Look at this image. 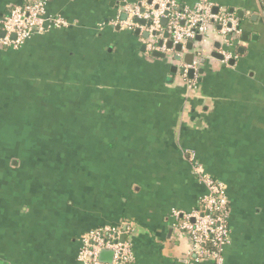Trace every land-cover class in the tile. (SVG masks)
<instances>
[{
    "label": "crops",
    "instance_id": "0c3cea01",
    "mask_svg": "<svg viewBox=\"0 0 264 264\" xmlns=\"http://www.w3.org/2000/svg\"><path fill=\"white\" fill-rule=\"evenodd\" d=\"M26 1L0 0V19ZM138 1L47 0L70 26L0 49V264H81V237L105 226L121 228L130 264H214L172 216L207 193L194 166L226 189L224 264H264V0H206L238 20L239 37L212 28L163 59L120 26ZM33 120L46 126L31 145Z\"/></svg>",
    "mask_w": 264,
    "mask_h": 264
},
{
    "label": "built area",
    "instance_id": "2783aa9c",
    "mask_svg": "<svg viewBox=\"0 0 264 264\" xmlns=\"http://www.w3.org/2000/svg\"><path fill=\"white\" fill-rule=\"evenodd\" d=\"M47 0H28L15 5L0 19L1 50H18L36 35H44L52 30L68 28L70 23L59 17L48 15ZM126 19L120 22L123 28H138L147 34L146 48L149 53L169 54L174 46L183 48L187 43L205 42L209 31L216 28L218 34L227 43L240 35L238 20L224 11L214 12L206 0L198 1L194 6L179 5L176 0H140L135 4L123 6ZM144 21L139 25L135 20ZM165 19V25L162 20ZM164 33L172 48L163 40ZM229 38V39H228ZM166 39V38H164ZM202 51L198 47L192 64L184 66V72H193L199 66ZM227 63L229 56H224ZM193 171L207 193L190 212H173V217L181 219V228L191 240V252L201 260H210L214 264H224L223 251L229 241V201L225 186L194 166ZM121 228L105 226L93 229L80 239L78 260L81 264H130L133 254L129 243L121 241ZM101 250L112 252L110 263L99 260Z\"/></svg>",
    "mask_w": 264,
    "mask_h": 264
},
{
    "label": "water",
    "instance_id": "95a60500",
    "mask_svg": "<svg viewBox=\"0 0 264 264\" xmlns=\"http://www.w3.org/2000/svg\"><path fill=\"white\" fill-rule=\"evenodd\" d=\"M121 18L122 19H125L126 18V15L125 14H123L122 16H121ZM136 22H138V23H140V24H145V22L144 21H141V20H135ZM165 23H166V21H165V19H163L162 20V24L163 25H165ZM136 33H138V31H136ZM3 36V33L2 32H0V37H2ZM143 37L146 39L147 38V34L145 33V34H143ZM164 37H166V35L164 36ZM229 39V38H228ZM196 41H200V37H196ZM220 45H219V43H218V45H216V47L218 48ZM167 47L170 49V48H172V43L169 41L168 43H167ZM174 49L176 50V51H180L181 50V46L180 45H176V46H174ZM185 49H187L188 51H192V44L191 43H187L186 45H185ZM154 57H157V58H160V59H163V58H165V54H161V53H153L152 54ZM214 57H216L217 59H221L222 57L220 56V55H214ZM193 58H194V54L193 53H190V54H188L187 56H186V61H185V63H187V64H191L192 63V60H193ZM202 63H203V60L201 61ZM172 70H174V68H172ZM202 71H199V73H201ZM186 74H187V76L189 77V78H192L193 77V70H191V69H189V70H187L186 71ZM121 241H123V237H121ZM112 252L111 251H107V250H101L100 251V253H99V260L101 261V262H104V263H110L111 262V260H112Z\"/></svg>",
    "mask_w": 264,
    "mask_h": 264
},
{
    "label": "rangeland",
    "instance_id": "374dc122",
    "mask_svg": "<svg viewBox=\"0 0 264 264\" xmlns=\"http://www.w3.org/2000/svg\"><path fill=\"white\" fill-rule=\"evenodd\" d=\"M23 119H24V117H22ZM22 119V120H23ZM0 120L2 121L3 120V117L1 116L0 117ZM19 120H20V117H18V116H14V115H12V123H13V128H12V140L11 141H13V144L15 143V142H17V144L16 145H18V142H19V135L21 134L20 132H19V129H18V126H16V124L17 123H19ZM25 122V121H24ZM30 123H33L32 125H38V127L37 128H40V130L41 131H39V132H37V131H35V130H30L28 133H27V136H28V139H29V142L31 143V145H33L34 144V141L36 140V139H41V135L42 134H45L44 132V129H42V127L41 126H46L44 123H39L38 121H36V120H33L32 122H30ZM48 125V124H47ZM31 126V125H30ZM3 127H0V129H2ZM16 128V129H15ZM0 131H2L1 133H0V138L2 139V138H4L6 141L7 140H9L10 139V136H9V134L7 133V132H4L3 130H0ZM16 140V141H15ZM30 143H28L29 145H30ZM15 150H16V148H15V146H13V148H12V151L13 152H15ZM14 154V153H13Z\"/></svg>",
    "mask_w": 264,
    "mask_h": 264
},
{
    "label": "trees",
    "instance_id": "16d2710c",
    "mask_svg": "<svg viewBox=\"0 0 264 264\" xmlns=\"http://www.w3.org/2000/svg\"><path fill=\"white\" fill-rule=\"evenodd\" d=\"M232 41H234V40H232ZM50 150H52V148L47 146L46 148L41 149L40 152L41 153L43 152L44 154H47V152H49ZM34 152H37V150H34Z\"/></svg>",
    "mask_w": 264,
    "mask_h": 264
}]
</instances>
